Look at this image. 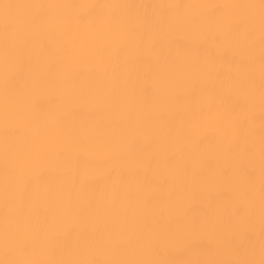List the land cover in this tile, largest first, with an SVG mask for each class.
Here are the masks:
<instances>
[{"label": "bare ground", "instance_id": "6f19581e", "mask_svg": "<svg viewBox=\"0 0 264 264\" xmlns=\"http://www.w3.org/2000/svg\"><path fill=\"white\" fill-rule=\"evenodd\" d=\"M0 264H264V0H0Z\"/></svg>", "mask_w": 264, "mask_h": 264}]
</instances>
